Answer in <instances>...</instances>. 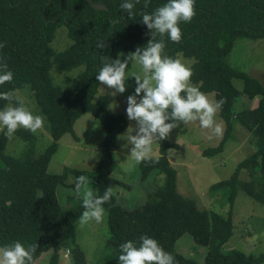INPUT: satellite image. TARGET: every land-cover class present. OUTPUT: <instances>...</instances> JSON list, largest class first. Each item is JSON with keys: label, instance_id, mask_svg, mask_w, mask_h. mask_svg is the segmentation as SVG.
<instances>
[{"label": "trees", "instance_id": "trees-1", "mask_svg": "<svg viewBox=\"0 0 264 264\" xmlns=\"http://www.w3.org/2000/svg\"><path fill=\"white\" fill-rule=\"evenodd\" d=\"M93 1L106 8L96 9L86 0H0V42L6 43L0 49V57L6 58L8 69L13 72V82L0 86V92L28 89L36 105L41 107L38 113L45 115V128L52 138L35 156V135L20 128L15 135L26 146L20 156H12L5 152L9 138L0 132V247L16 241L25 246L37 242L33 262L48 250L51 251L49 264H58L62 250L71 253L74 264L84 262L83 252L75 241V222L84 208L82 198L76 197L74 189L77 178L84 176L85 171L68 166L61 173L47 169L58 148V140L65 133L74 134L73 125L83 113H91L105 130L104 138L93 144L100 153L95 165L94 192L103 195L115 183L124 185L111 176L115 164L111 150L116 146L118 133L126 129L127 121L122 114L108 108L110 96L93 99L99 85L96 74L102 66L99 56L115 59L120 52L144 48L151 36L140 15L151 13L167 2L151 0L147 8L141 2L136 5L135 18L130 19L120 8L122 0ZM195 8L193 20L180 24L179 44L164 37V52L173 59L177 53L192 58L191 82L203 93L212 92L215 100L226 98L219 112L225 122L223 137L216 146L205 148L202 153L211 157L222 151L232 132V119L252 134L256 149L237 164L230 178L211 186V189L229 188V210L221 214L198 208L194 199L178 192L176 170L167 157L168 150L177 144L168 139L157 143L159 163H141L138 167L142 179L155 170L163 174V183L147 193L145 202L134 208L121 205L115 195L110 204L104 205L108 230L105 245L115 250L118 257L122 243L132 240L138 246L140 236L146 235L171 253L177 264H198L197 259L186 257L176 249V241L187 232L196 244L206 247L204 264H259L264 261V252L225 250L223 245L233 234L232 209L238 185L264 207V85L227 62L237 38L264 37V0H196ZM61 26L66 28L71 50H78L84 66L74 95V108L68 112L61 105L50 74L58 56L50 44ZM100 40L106 42V48H97ZM234 77L242 79V89L233 85ZM243 96L248 100L258 97L256 105L243 104L234 109V104ZM6 106L8 102L0 100V109ZM241 169L247 170L248 180H239ZM70 173L75 178L67 182ZM58 186L72 192L67 196L71 206L61 207Z\"/></svg>", "mask_w": 264, "mask_h": 264}, {"label": "rangeland", "instance_id": "rangeland-1", "mask_svg": "<svg viewBox=\"0 0 264 264\" xmlns=\"http://www.w3.org/2000/svg\"><path fill=\"white\" fill-rule=\"evenodd\" d=\"M71 44L64 26L56 30L50 44V49L58 54L57 60L51 65L50 74L58 92V98L61 105L65 106L66 112L74 108L76 87L84 71V66L80 61L81 56L76 48L71 50ZM129 53L131 52H120L117 58L123 60ZM176 59L188 66L193 62L192 58H186L181 53H177ZM227 62L234 68L257 78L264 85V37L256 40L237 38L227 56ZM127 71L129 75H134L141 74L142 69L133 60L129 62ZM232 83L237 89H242V79L234 77ZM135 87V78L129 76L126 81V91L123 94L113 95L110 89L99 82L97 92L93 97L95 101L99 96H110L108 108L114 113L122 114L127 121L126 129L118 133L116 146L111 150L115 162L111 176L124 184L122 186L115 183L111 187L118 202L126 208H134L144 203L147 193L163 183V174L157 173L155 170L146 179L141 178L138 165L129 171V166L133 163L130 156L132 145L124 146L126 141L117 139L118 136L126 133L130 126L135 129V121L128 120L126 114L127 97L134 94ZM14 91L23 97L25 106L30 111L39 114L41 107L36 105L28 89ZM204 94L209 99H215L212 92ZM257 100L258 97L248 100L246 96H243L234 104V109H239L243 104L253 107ZM42 115L45 117L44 114ZM216 121L221 123L225 130V122L219 116V112ZM232 126L231 135L224 143L222 151L211 157L203 155L202 151L205 148L216 146L222 139L224 131L220 137L213 136L211 130L202 129L199 121H195L188 124L179 123L169 135L168 141L177 144L176 148H170L167 152V157L176 170L177 190L183 196L194 199L200 209L212 210L221 214L227 213L229 210L227 197L229 188L223 186L211 189V186L230 178L237 164L256 149L255 138L250 132L234 119H232ZM73 130L74 134L65 133L58 140V148L52 155L47 169L51 173H61L64 166L84 170V176L90 179L88 186L94 191L95 165L100 153L93 147V144L104 138V127L91 113L85 112L75 121ZM132 134L134 135L135 131ZM34 135V155L37 156L48 146L52 138L45 126ZM25 146L26 142L14 134L13 138L8 140L5 152L12 156H20ZM158 154V144L154 143L153 155ZM74 178L70 173L66 181L70 182ZM238 178L240 181L248 180L247 170L241 169ZM70 193L72 192L68 188L57 187V198L61 207L71 206V203H67V196ZM82 196L83 190L81 198ZM232 220L233 234L223 245V248L225 250L238 249L245 253H263L264 207L248 196L239 185L236 187L233 201ZM78 221L79 218L75 222V241L83 252V264H118L116 251L105 245L108 236L106 216L103 222L90 221L84 227H80ZM205 248V246L196 244L187 232L183 233L176 241L177 251L186 257L197 259L198 264H204ZM50 254V250L42 252L33 264H49ZM73 262L72 255L68 250L60 252L58 264H74ZM259 264H264V261Z\"/></svg>", "mask_w": 264, "mask_h": 264}, {"label": "clouds", "instance_id": "clouds-1", "mask_svg": "<svg viewBox=\"0 0 264 264\" xmlns=\"http://www.w3.org/2000/svg\"><path fill=\"white\" fill-rule=\"evenodd\" d=\"M141 2L147 8L151 0H122L120 8L130 19H134L136 5ZM195 2L196 0H167L151 13L144 12L140 15L141 22L150 30L151 36L144 48L137 47L123 60L107 55L99 56L102 66L96 74V80L110 89L113 95L123 94L129 76L135 78L134 94L127 97L126 107L127 118L135 121V129L130 126L126 133L117 137L126 141L124 146L132 145L130 156L133 163L129 166V171L141 163L158 164L160 157L153 155V144L168 139L172 129L179 123L199 121L200 127L211 130L213 136L220 137L223 134L224 128L216 121V116L227 102L226 98L209 99L191 83L194 75L192 67L164 52L165 36L172 43L181 42L180 24L190 23L196 16ZM5 46V42H0V49ZM106 47L105 41L97 42V48ZM133 60L141 66V74H128V64ZM12 82L13 72L8 69L6 58L0 57V86ZM0 100L8 102V106L0 109V132L7 138H13L20 128L32 134H37L44 128L46 118L30 111L18 92H0ZM89 183V177L81 175L75 184L76 197L80 198L83 190L84 211L79 217L80 227L90 221L103 222L106 216L104 205L110 204L112 197L116 195L112 187H108L103 195H97L88 186ZM139 240L138 246L132 240L119 246V264H177L175 257L166 252L156 239L142 235ZM37 248V242L25 246L19 241L0 247V264H33Z\"/></svg>", "mask_w": 264, "mask_h": 264}, {"label": "water", "instance_id": "water-1", "mask_svg": "<svg viewBox=\"0 0 264 264\" xmlns=\"http://www.w3.org/2000/svg\"><path fill=\"white\" fill-rule=\"evenodd\" d=\"M92 7L96 8V9H105V5L98 3V2H94L93 0H86Z\"/></svg>", "mask_w": 264, "mask_h": 264}]
</instances>
